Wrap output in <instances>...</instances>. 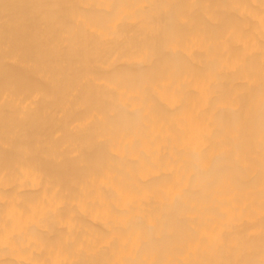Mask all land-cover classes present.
Wrapping results in <instances>:
<instances>
[{"label":"bare ground","instance_id":"1","mask_svg":"<svg viewBox=\"0 0 264 264\" xmlns=\"http://www.w3.org/2000/svg\"><path fill=\"white\" fill-rule=\"evenodd\" d=\"M0 264H264V0H0Z\"/></svg>","mask_w":264,"mask_h":264}]
</instances>
